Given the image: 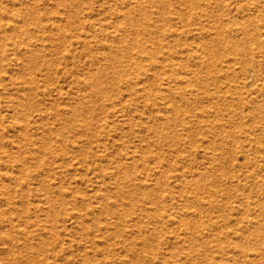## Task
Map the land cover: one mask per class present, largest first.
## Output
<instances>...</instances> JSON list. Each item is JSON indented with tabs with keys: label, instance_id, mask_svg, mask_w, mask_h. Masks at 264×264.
Wrapping results in <instances>:
<instances>
[{
	"label": "rangeland",
	"instance_id": "374dc122",
	"mask_svg": "<svg viewBox=\"0 0 264 264\" xmlns=\"http://www.w3.org/2000/svg\"><path fill=\"white\" fill-rule=\"evenodd\" d=\"M0 264H264V0H0Z\"/></svg>",
	"mask_w": 264,
	"mask_h": 264
},
{
	"label": "bare ground",
	"instance_id": "6f19581e",
	"mask_svg": "<svg viewBox=\"0 0 264 264\" xmlns=\"http://www.w3.org/2000/svg\"><path fill=\"white\" fill-rule=\"evenodd\" d=\"M140 7V6H139ZM52 206V205H51Z\"/></svg>",
	"mask_w": 264,
	"mask_h": 264
}]
</instances>
